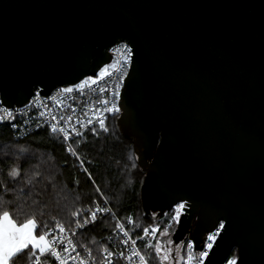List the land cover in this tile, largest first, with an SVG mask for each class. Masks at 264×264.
<instances>
[{
    "label": "water",
    "instance_id": "obj_1",
    "mask_svg": "<svg viewBox=\"0 0 264 264\" xmlns=\"http://www.w3.org/2000/svg\"><path fill=\"white\" fill-rule=\"evenodd\" d=\"M264 0H0V101L94 75L127 42L116 117L143 172L142 211L185 202L175 240L204 264H264Z\"/></svg>",
    "mask_w": 264,
    "mask_h": 264
},
{
    "label": "trees",
    "instance_id": "obj_2",
    "mask_svg": "<svg viewBox=\"0 0 264 264\" xmlns=\"http://www.w3.org/2000/svg\"><path fill=\"white\" fill-rule=\"evenodd\" d=\"M117 115L106 120L107 132L96 128L98 135L86 130L83 137H75V150L120 220L126 224V218L132 217L140 225L135 229L126 224L134 238L149 225L159 224L161 231L171 225L170 230L174 225L168 223L171 210L164 212L168 216L162 213L155 219L153 213L147 215L142 211L139 185L143 172L137 166L132 141L118 130ZM14 168L20 171L19 176L9 175ZM0 182V211H9L18 222L36 216L50 226L53 217L69 224L70 214L97 196L93 182L75 165L61 137L52 134L48 127L19 138L7 123H0ZM111 228V219L104 218L84 230L81 240L96 252ZM157 238L160 239L159 235ZM185 242L179 254L186 258ZM236 256L234 248L225 264L235 261Z\"/></svg>",
    "mask_w": 264,
    "mask_h": 264
},
{
    "label": "snow or ice",
    "instance_id": "obj_3",
    "mask_svg": "<svg viewBox=\"0 0 264 264\" xmlns=\"http://www.w3.org/2000/svg\"><path fill=\"white\" fill-rule=\"evenodd\" d=\"M264 35V34H262ZM116 53L119 54V59L113 60L111 64H107L102 67L97 73L90 76H85L78 83H74L71 86H65L57 90L56 95L43 97L41 92H37L33 96V100L37 104L45 109L48 108L47 105L43 104V99H51L57 101L59 108L63 109L62 100H58V97L63 95H69L73 92L83 94L86 89L95 88L97 84H101L108 79L116 77L117 82L112 86L111 95L113 99L109 101L108 99H102L92 102V106L89 111L83 112V116L87 117L89 112L95 117V123H98L100 130L107 132V126L105 125V118L97 115L99 112H107L111 114H118L120 112L119 99L121 96V90L124 87V80L128 76L127 69L131 66L133 62V48L128 44H123L120 47L114 49ZM109 92L107 84H104L99 88V93L103 96ZM3 102L0 101V104ZM84 103V107H88L87 102ZM102 105L101 108H97L96 105ZM29 107V105H25ZM69 110L72 113L76 112V108L69 106ZM12 109L9 107H0V112L5 115H0V122L5 119H14ZM20 111V110H15ZM21 114H24L21 112ZM47 118L52 121L48 126L51 129L52 134H61L64 142H69L73 136L83 137L84 133L79 130V128H85L90 130L93 135H98V130L95 127L89 128L94 124L92 118L87 119L86 123L81 119L80 116L75 118L73 121V116H65L61 114L57 116L51 111H41L39 113L40 118ZM79 126V127H77ZM15 127V125H13ZM67 151L75 156L76 151L69 146ZM79 158V157H78ZM87 173V179L93 180L91 173L88 169H84ZM10 176L16 177L20 175L18 169H13ZM2 183V182H0ZM94 183V181H93ZM95 191L100 193V189L96 188ZM103 194L101 193V196ZM2 199V197H0ZM103 203L107 205L108 201L105 199ZM95 205L93 208L88 209H77L73 211L70 215L74 223L76 230L86 229L89 224H95L98 218V214L112 213V210L108 207H100L99 201H93ZM185 208V203L176 204L173 212L174 215L171 219L174 223H179L180 216L182 215V210ZM43 213H41V216ZM168 216L169 213H164ZM155 219V216L153 217ZM126 224L132 225L133 228L139 229L140 225L137 224L132 217L126 218ZM126 224L117 220L115 223V229L122 233L124 239L120 241L125 248H127L128 253L125 254L124 251L114 252L110 250L108 246H104L101 249L102 260L100 264H119L120 260H124L126 264H204L205 258L208 257L209 252L213 248V244L219 235V230L210 233L206 240L203 242L205 247L198 252H194V243L188 241L186 244L187 257L180 255L181 245H177L175 248V254L172 247L169 245L173 244L171 239H168L166 243L162 242L159 237H168L170 235L169 228H164L161 231L160 225L155 226L149 225L141 229V234H137L135 238L132 235V229L126 227ZM224 224L220 223L219 229H223ZM77 235V231H73L72 228L66 227L64 223L57 220L55 217L52 218L51 226L48 221L38 220L36 216H31L25 219L23 222H18L13 218L12 214L7 211H0V264H89V261L85 260L81 256V252L78 251V245L74 242L73 237ZM111 238H109L110 240ZM140 241L141 244L138 246L137 242ZM155 241V243H153ZM95 243V240L92 241ZM131 245V247H129ZM80 248L87 253L88 257H92V250L86 244H80ZM150 250V251H142ZM91 264H96L95 258L92 257ZM229 264H235V261H230Z\"/></svg>",
    "mask_w": 264,
    "mask_h": 264
},
{
    "label": "built area",
    "instance_id": "obj_4",
    "mask_svg": "<svg viewBox=\"0 0 264 264\" xmlns=\"http://www.w3.org/2000/svg\"><path fill=\"white\" fill-rule=\"evenodd\" d=\"M123 44H128V43L127 42H117L116 44H114V45L111 46V48H110V52H111V60H110V62L111 61L113 62V60H115V59H119V54L116 53L114 51V49H116L117 47L122 46ZM105 65H107V64H105ZM104 66H102V67H104ZM86 76H90V75H86ZM84 77L85 76H83L82 78H80L79 80H77L74 83H78ZM116 82H117L116 77H113L111 79L106 80L105 82H102L101 84H97L95 86V88L86 89L83 94H79V93H76V92H73V93H71L69 95H66V96L63 95V94H61V96L58 97V100H62V102H63V109L62 110L59 108V105L57 104V101H53L51 99H43V104L48 106L47 109H45L44 107L39 106L37 104V102H35L33 100V96L37 92H40L39 88H35L33 90L32 95L29 97V99L25 103L20 104V105H14V106L9 107L10 109L14 110L13 111L14 119H5L4 121H2L0 123H7L8 126H9V128H10V130L12 131V133L16 137H19L20 138V137H24L25 135L29 134L32 131H35L37 129H40L42 127H48L50 129V127L48 125L50 123H52V121H50L47 118V115L45 116V118H40L39 117V113L41 111H45V112L51 111L53 114H56L57 116H59L61 114H64L65 116L72 115L73 116V121H75V118L77 116H80L81 119L84 120L85 123H86L87 119L92 118L94 120V124L92 126H89V128H91V127L100 128L99 124L98 123H95V117L93 116V114L91 112H89V115L87 117L83 116V112L89 111V109L92 106V102H94V101L102 100V99H105V98L108 99L109 101H111L113 99V97L111 95L112 86ZM74 83H69V84H65V85L55 86L48 94H42L41 93L42 94V98L43 97L54 96V95H56L57 90L59 88H62V87H65V86H71ZM104 84H107L108 89H109V92L106 95H103L102 96L99 93V88L102 87ZM82 102H87L88 103V107L85 108L84 107V103H82ZM25 105H29V107H25ZM69 106L75 107L76 108V112L75 113H72L69 110ZM118 106H119V104H118ZM0 107H7V106H4V105H1L0 104ZM96 107L97 108H101L102 105L97 104ZM15 110H20V111H15ZM21 112H23L24 114H21ZM0 115H5V114L2 113V112H0ZM97 115L101 116L102 118H105V122H106V120L108 119V117L111 116L112 114L101 111V112L97 113ZM13 125H15V127H13ZM77 127H79V126H77ZM79 130L84 133L87 129H85V128H79ZM57 135H59L61 137V139H62V135L61 134H57ZM74 138H75V136H73L72 139L69 142H64L63 141L64 144H65L66 150H67V148L69 146V143L71 144V147L73 149H75V147L73 145V139ZM71 156L73 157V159L75 161V165L81 171H83L85 173L84 169L87 168V167H86L84 161L81 159V157L77 154V152H76V155L75 156H73V155H71ZM85 174L87 175V173H85ZM91 181L93 182V180H91ZM93 185H94L95 189L98 188L95 183H93ZM105 199L106 198L103 195L101 196V192H100V193H97V196L94 197L91 201H89V202L85 203L84 205H82V206H80V207L77 208V209H85V210L88 209V208H93L94 209L95 205L93 204V201H99L100 202V207H108V208H110L112 210V213L115 214V216H113L112 214H109V213L98 214V218H97L96 223L99 222L100 220L104 219V218H110L111 221H112V228H111V231L108 234V236L105 238L104 243L102 244V246H100V248L96 252H93L92 251V257L95 258L96 264H100V261L102 260L101 249L104 246H108L110 248V250H112L114 252L124 251L126 255L128 253L127 248H125L122 244H120V241L122 239H124L122 233L118 232L115 229V223H116V221L117 220L121 221V220L118 217V215L115 213V211L113 210L112 206L110 205V203H109V201L107 199H106L108 201L107 205H105L103 203V200H105ZM178 203H185V202L184 201H178L176 204H178ZM176 204H174L172 206V208L170 209L171 210V214H170L168 223L173 222L172 219H171V216L174 215L173 210H174ZM185 207H186V205H185ZM77 209H75V210H77ZM184 210H185V208L182 210V213L184 212ZM71 221H72V217L70 215V222ZM220 223H223V221L222 220L218 221L217 224L215 225V227L212 230L206 232L204 241L206 240L207 236L210 233L216 232L218 230H219V233L221 232L222 229H219ZM92 225H94V224H89L87 226V228L91 227ZM65 226L66 227H69L70 226L73 231H77V235L75 237H73L74 242H76L77 245H78V249L77 250L81 252L82 258H84L85 260L89 261V264H91L92 257H88L87 253L84 252V250L79 247L80 244H84L82 242V240H81L80 235L87 228L86 229H82V230H76L74 223L65 224ZM109 238H111V239L109 240ZM188 241H191V240L187 239L186 242H185L186 257H187L186 244H187ZM137 244L139 246L140 245V241H138ZM129 247H131V245H129ZM204 247H205V245L203 243L201 249H203ZM119 264H126V262L124 260H120ZM136 264H139V261L138 260L136 261ZM193 264H196V262L193 261Z\"/></svg>",
    "mask_w": 264,
    "mask_h": 264
},
{
    "label": "flooded vegetation",
    "instance_id": "obj_5",
    "mask_svg": "<svg viewBox=\"0 0 264 264\" xmlns=\"http://www.w3.org/2000/svg\"><path fill=\"white\" fill-rule=\"evenodd\" d=\"M170 235L168 237H160V240L164 243H166V241L168 239H171L173 241L172 245H169V247H172L173 250L175 251V248L177 245H181L182 246V242L183 240H175V236H174V231L172 229L169 230Z\"/></svg>",
    "mask_w": 264,
    "mask_h": 264
},
{
    "label": "rangeland",
    "instance_id": "obj_6",
    "mask_svg": "<svg viewBox=\"0 0 264 264\" xmlns=\"http://www.w3.org/2000/svg\"><path fill=\"white\" fill-rule=\"evenodd\" d=\"M112 63V61L111 62H109V63H107V64H111ZM98 187V186H97ZM99 188V187H98ZM100 189V188H99ZM100 192L103 194V192L101 191V189H100ZM103 196L106 198V196L103 194ZM107 199V198H106ZM108 200V199H107ZM114 210V209H113ZM153 243H155V241H153ZM174 254H175V251H174Z\"/></svg>",
    "mask_w": 264,
    "mask_h": 264
}]
</instances>
